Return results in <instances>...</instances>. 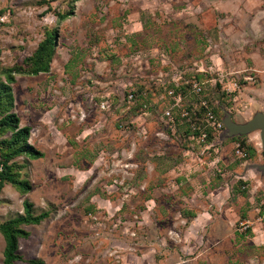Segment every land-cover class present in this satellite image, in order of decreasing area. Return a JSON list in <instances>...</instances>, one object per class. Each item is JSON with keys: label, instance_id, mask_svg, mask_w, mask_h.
Instances as JSON below:
<instances>
[{"label": "rangeland", "instance_id": "1", "mask_svg": "<svg viewBox=\"0 0 264 264\" xmlns=\"http://www.w3.org/2000/svg\"><path fill=\"white\" fill-rule=\"evenodd\" d=\"M54 29L50 72L12 84L41 156L15 160L32 188L4 187L0 223L50 213L15 264H264L260 132L189 123L264 113V0H0L1 79Z\"/></svg>", "mask_w": 264, "mask_h": 264}, {"label": "trees", "instance_id": "2", "mask_svg": "<svg viewBox=\"0 0 264 264\" xmlns=\"http://www.w3.org/2000/svg\"><path fill=\"white\" fill-rule=\"evenodd\" d=\"M63 20L67 17V14L61 15ZM57 30L46 31V37L42 40L38 48L32 55L24 59V64L16 65L11 68L3 70L4 80L0 77V194L4 187L10 184L17 191L22 194H27L31 191V185L27 179L22 178L21 169L22 165L15 161L22 156L39 157L41 154L29 145L28 140L30 138V128L21 127L20 119L12 112L14 108V94L12 84L16 81L15 75H29L36 76L41 73L50 72L51 61L53 58L54 47L56 44ZM199 82L198 80H192L186 83V80L182 81L181 86L175 90V93L181 96H185L187 91L196 93L192 86L193 83ZM219 83H216V87H219ZM135 94V92H133ZM203 111L207 112V107L203 106ZM213 112V111H212ZM214 119L210 120L205 116V121L208 123L216 121L220 124V127H214L210 129L205 124V128L199 126V118L189 117L190 124H197L193 127V134L197 137L202 136L203 133H207V139L201 141L203 143L211 140L212 132L223 129L222 120L219 119L216 110L211 113ZM218 117V118H217ZM10 134L9 137H6ZM251 153H255V149L249 147ZM253 156V155H252ZM25 213L16 218L0 223V233L3 235L6 246L4 250V263L15 264L17 261H22L24 258L19 253V242L21 238H28L30 233L22 228L23 225H35L40 224L43 220L49 217V212H43L40 215H34L32 212L33 205L28 201L24 202ZM245 216V217H244ZM247 216H241L240 220H244ZM250 229V228H248ZM30 264H44L43 261L36 259L29 260Z\"/></svg>", "mask_w": 264, "mask_h": 264}, {"label": "water", "instance_id": "3", "mask_svg": "<svg viewBox=\"0 0 264 264\" xmlns=\"http://www.w3.org/2000/svg\"><path fill=\"white\" fill-rule=\"evenodd\" d=\"M223 125L225 128L224 132H226L228 137L245 136L259 131L262 151L264 153V113L257 112L245 123H237L233 120L232 115L227 112L226 117L223 119ZM254 166L264 174V164Z\"/></svg>", "mask_w": 264, "mask_h": 264}, {"label": "built area", "instance_id": "4", "mask_svg": "<svg viewBox=\"0 0 264 264\" xmlns=\"http://www.w3.org/2000/svg\"><path fill=\"white\" fill-rule=\"evenodd\" d=\"M192 88H193V90H194L196 93H200L201 90H202V87H201L200 82H195V83H193ZM184 116H186V115H183V117H184ZM206 117L209 119V121L212 120V119H214V117H213V115H212L211 113H208ZM212 124H213L214 127H220V126H221V125L218 124L216 121H213ZM207 136H208L207 133H203L202 136H201V138H202L203 140H205V139H207ZM237 152H238L240 155L244 156L242 150L239 149V150H237ZM240 224H242V225H241L242 228H243V227H246V226H247L246 229L249 228V225L247 224V222H244V221H243V222H241Z\"/></svg>", "mask_w": 264, "mask_h": 264}, {"label": "crops", "instance_id": "5", "mask_svg": "<svg viewBox=\"0 0 264 264\" xmlns=\"http://www.w3.org/2000/svg\"><path fill=\"white\" fill-rule=\"evenodd\" d=\"M264 164V163H263ZM256 165H262V164H256ZM240 219H241V217H240ZM239 220V219H238ZM247 220V219H246ZM241 222H243V221H245V219L244 220H240ZM247 221H249V220H247ZM246 222V221H245ZM249 228H250V226H249Z\"/></svg>", "mask_w": 264, "mask_h": 264}]
</instances>
